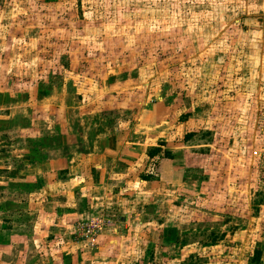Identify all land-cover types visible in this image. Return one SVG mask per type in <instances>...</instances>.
<instances>
[{
	"label": "rangeland",
	"instance_id": "1",
	"mask_svg": "<svg viewBox=\"0 0 264 264\" xmlns=\"http://www.w3.org/2000/svg\"><path fill=\"white\" fill-rule=\"evenodd\" d=\"M219 67L227 68L221 81ZM62 84L87 100L66 110H98L111 127L173 114L178 124L187 115L182 131H194L186 142L176 139L191 147L178 157L189 178L174 192L178 213L170 211L175 246H150L146 260L120 264H264V0H0V116L7 115L0 127L8 129L0 134V171L10 155L1 145L26 139L19 131L30 121L26 109L59 113L34 105L36 90ZM4 195L0 224L28 236L36 214ZM209 231L222 241L209 243ZM147 235L160 245L153 230ZM37 242L24 252L0 246V264H41ZM49 243L48 264L98 257L111 264L109 248L94 255L97 248L82 245L75 262L59 252L60 241Z\"/></svg>",
	"mask_w": 264,
	"mask_h": 264
},
{
	"label": "crops",
	"instance_id": "2",
	"mask_svg": "<svg viewBox=\"0 0 264 264\" xmlns=\"http://www.w3.org/2000/svg\"><path fill=\"white\" fill-rule=\"evenodd\" d=\"M226 69L219 67L220 81L222 77L226 78L227 74L223 72ZM29 82L26 87H29ZM36 91L41 94L36 96L35 93L37 99L34 105L39 102L45 109L55 105L59 113L54 115L43 110L37 114L26 109L30 121L19 129L25 133L26 139L20 147L15 146L13 141L1 145L9 148L8 161L11 162L8 163L5 158V169L0 171V197L9 193V202L20 209L31 208L27 211L36 214L32 224L34 228L28 236L27 233L20 235L13 232L12 223L1 222L0 235L5 237L0 241L1 248L10 249L14 245L24 252L29 246L25 244H37L40 237L42 246L38 244L40 247L33 253L40 255L41 264L51 261L44 255L49 241L54 240L55 244L60 241L64 245L59 252L65 251L72 260L79 262L83 254L78 250L85 244L73 239L72 223L96 214L109 217V223L102 227L95 247L91 249L97 248L94 255L106 248L111 249V264L137 259L141 262L149 253L150 246L155 249H160L163 244L175 246L174 240L179 235L175 232L179 229L170 211L178 213V209H174L179 208L174 203V200L177 201L174 192L189 178L178 157L182 149L189 150L191 147L189 144L179 145L176 139L180 137L186 142L194 135L192 129L182 131L187 124V115H183L184 126L182 121L179 124L176 122V116L173 119V114H166V119L162 117L155 123L136 118L137 122L132 127H111L108 114L103 115L98 110H66L67 104L72 106L87 102L83 91L79 95L78 90L70 91L66 84ZM28 97L31 98L28 94L19 102L26 103ZM157 98L160 101L164 99ZM12 101L15 103L18 100ZM1 117L7 118V115ZM6 130L0 127L1 136ZM153 147H157L158 151H149ZM22 213L20 215L24 216ZM167 229H171L172 234L168 235ZM133 230H139V233ZM149 230H153L160 245L148 239ZM5 232H10L8 239ZM50 232L54 234L53 238L48 235ZM219 241L222 239L209 243ZM135 243L140 247L139 257L131 255L134 251L129 249ZM29 254L31 258L34 256L31 251ZM101 260L98 257L95 264H101ZM85 262L80 261L81 264Z\"/></svg>",
	"mask_w": 264,
	"mask_h": 264
},
{
	"label": "built area",
	"instance_id": "3",
	"mask_svg": "<svg viewBox=\"0 0 264 264\" xmlns=\"http://www.w3.org/2000/svg\"><path fill=\"white\" fill-rule=\"evenodd\" d=\"M108 223L109 217L103 214L79 218L72 223L71 235L74 240L84 242L86 247L92 248L102 227Z\"/></svg>",
	"mask_w": 264,
	"mask_h": 264
},
{
	"label": "trees",
	"instance_id": "4",
	"mask_svg": "<svg viewBox=\"0 0 264 264\" xmlns=\"http://www.w3.org/2000/svg\"><path fill=\"white\" fill-rule=\"evenodd\" d=\"M149 151L156 152V151H158V148L153 147V148H150ZM206 238H207L208 242H214V241L222 239V237L220 235H214V233L210 232V231H209V233L206 234Z\"/></svg>",
	"mask_w": 264,
	"mask_h": 264
}]
</instances>
